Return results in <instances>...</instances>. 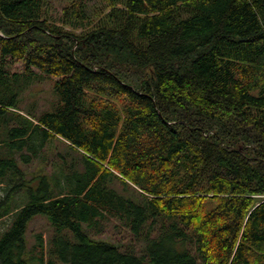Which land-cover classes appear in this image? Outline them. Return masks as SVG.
Wrapping results in <instances>:
<instances>
[{"label":"trees","instance_id":"1","mask_svg":"<svg viewBox=\"0 0 264 264\" xmlns=\"http://www.w3.org/2000/svg\"><path fill=\"white\" fill-rule=\"evenodd\" d=\"M39 215L42 264H264V0H0V264Z\"/></svg>","mask_w":264,"mask_h":264},{"label":"rangeland","instance_id":"2","mask_svg":"<svg viewBox=\"0 0 264 264\" xmlns=\"http://www.w3.org/2000/svg\"><path fill=\"white\" fill-rule=\"evenodd\" d=\"M69 0H48V8L54 18H59L64 5ZM98 0H89V5L97 4ZM7 71L10 74L22 75V109H31L38 114L44 111L53 110L56 107L58 98L54 91L55 78L45 75L37 68H33V74L27 75L25 64L22 61L9 59L7 64ZM38 168H32L36 171ZM12 217L8 216L0 220V235L11 225ZM54 232L51 220L48 216H36L29 224L26 240L28 243V250L33 260L30 264H42L45 259H42L40 252L39 237L43 236L46 244L49 242L51 235ZM96 234V233H95ZM99 240L108 241L110 243L121 246L123 250H127L131 244L132 234L128 228L121 226L116 220L112 223L104 222L102 226V233L94 235ZM46 246V250L48 249Z\"/></svg>","mask_w":264,"mask_h":264}]
</instances>
